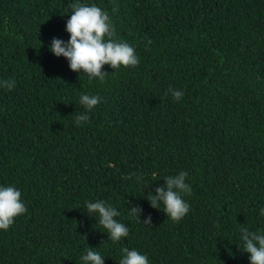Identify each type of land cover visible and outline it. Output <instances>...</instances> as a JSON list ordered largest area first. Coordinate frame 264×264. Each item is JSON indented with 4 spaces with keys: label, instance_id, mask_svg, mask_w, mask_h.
Returning <instances> with one entry per match:
<instances>
[{
    "label": "trees",
    "instance_id": "obj_1",
    "mask_svg": "<svg viewBox=\"0 0 264 264\" xmlns=\"http://www.w3.org/2000/svg\"><path fill=\"white\" fill-rule=\"evenodd\" d=\"M77 2L108 13L137 65H104L101 80L49 50L70 39ZM85 94L101 98L91 110ZM180 172L177 222L147 197ZM5 186L27 211L0 229V264H85L89 250L120 264L125 247L148 264H250L240 228L264 233V0H0ZM97 200L128 236L111 240L87 210Z\"/></svg>",
    "mask_w": 264,
    "mask_h": 264
},
{
    "label": "clouds",
    "instance_id": "obj_2",
    "mask_svg": "<svg viewBox=\"0 0 264 264\" xmlns=\"http://www.w3.org/2000/svg\"><path fill=\"white\" fill-rule=\"evenodd\" d=\"M70 7L72 13L66 24L70 39L65 42L53 38L49 50L58 57H65L70 62V68L73 71L79 72L82 69L83 73L88 74L90 78L99 77L103 80L107 75V72H101L104 65L117 69L121 65L135 66L139 63L132 46L112 39L114 30L106 11H102L98 6H89L79 2L71 4ZM106 37H108L107 40ZM3 83L8 88L15 86V81H4ZM182 95L181 91L173 93V97L177 100ZM79 99L87 110H91L101 98L98 95L85 94ZM78 119L87 121L89 117L85 114ZM187 175L186 172H180L174 177H165L166 186L157 189L156 195L149 194L147 197L154 208H159L162 202L164 212L177 222L189 211V205L181 196L182 193L191 192L190 186L185 183ZM86 207L90 214H98L99 224L107 230L112 241H119L122 237L128 236V228L113 219L119 215L115 207L101 200L88 201ZM26 211L19 190L12 186L0 187V229L7 230L13 223V218ZM260 214L264 216V208L260 210ZM130 215L139 217V209L133 208ZM143 223L147 224L148 221ZM240 232L244 252L250 254V264H264V233L250 231L247 227H241ZM121 252L123 256L120 264H148L147 257L135 249L129 250L125 247L121 249ZM81 259L85 264H103L102 255L94 250L87 251Z\"/></svg>",
    "mask_w": 264,
    "mask_h": 264
}]
</instances>
